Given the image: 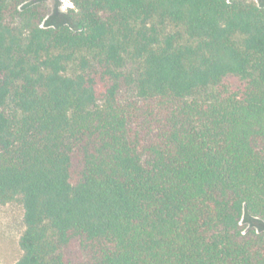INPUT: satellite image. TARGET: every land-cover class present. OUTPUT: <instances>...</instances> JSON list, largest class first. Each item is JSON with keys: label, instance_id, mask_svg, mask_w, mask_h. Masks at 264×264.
Listing matches in <instances>:
<instances>
[{"label": "trees", "instance_id": "16d2710c", "mask_svg": "<svg viewBox=\"0 0 264 264\" xmlns=\"http://www.w3.org/2000/svg\"><path fill=\"white\" fill-rule=\"evenodd\" d=\"M0 0V205L15 264H264V3Z\"/></svg>", "mask_w": 264, "mask_h": 264}, {"label": "rangeland", "instance_id": "374dc122", "mask_svg": "<svg viewBox=\"0 0 264 264\" xmlns=\"http://www.w3.org/2000/svg\"><path fill=\"white\" fill-rule=\"evenodd\" d=\"M249 1L259 5L264 3V0ZM71 7L68 0H47L48 16L44 26L51 25L58 15L66 13ZM23 216L20 199L0 205V264H15L22 257L19 241L24 231ZM242 224L248 229L264 232V220L244 215Z\"/></svg>", "mask_w": 264, "mask_h": 264}]
</instances>
